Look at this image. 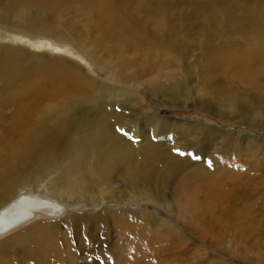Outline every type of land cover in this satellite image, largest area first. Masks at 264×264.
<instances>
[{
    "label": "bare ground",
    "instance_id": "obj_1",
    "mask_svg": "<svg viewBox=\"0 0 264 264\" xmlns=\"http://www.w3.org/2000/svg\"><path fill=\"white\" fill-rule=\"evenodd\" d=\"M89 1L95 2L96 8L100 6L98 13L104 21L100 24L117 26L122 40H130L136 49L144 48L159 62L181 68L191 50L198 49V40L184 35L201 10L197 4L191 5L192 11L187 14L173 0H155V9L150 13L159 15L157 22L160 27L157 32L145 35L136 27L137 18L130 12L126 2ZM28 3L44 10L51 6L58 8L53 0H0V25H10L24 34L23 29L32 18L27 10ZM249 5L260 6L258 2L250 3L248 0H213L208 3V8L225 10L226 15L225 21L219 24L217 17L210 18L211 31L205 39V45L212 44L216 38L234 44L238 40L244 42L252 34L258 35L250 28L244 29L245 23L252 18L250 14L254 13L248 11ZM37 20L42 24H38L32 33L39 40L50 43L49 39H56L64 42V45L50 43L51 50L74 53L66 46V41L73 40V37L68 36L69 31L65 27H49L44 20L36 17L33 22ZM157 33L163 36L159 38ZM10 40L24 43L36 51H41L43 47L40 42L31 43L14 33L0 35L1 43ZM259 42L264 51V36L260 37ZM76 49L81 55L87 53L80 45ZM255 62L260 63L248 67L243 74L254 87L253 91L258 94L259 100L229 99L221 100L223 105L220 109L217 104L209 106L219 117L221 108H225L248 122L250 128L260 130L263 124L261 120L264 121V91L255 84L259 83L261 77L264 80V57L260 55ZM35 66H38L37 73L45 79L36 77L37 83L22 96V100L15 106L17 113H12L14 125L10 129L5 114L10 100L7 102L0 99V234H3L0 239L29 221L37 211H48L56 215V211L61 209L58 202L64 199L71 204L64 201L70 211L63 221L78 222L80 230L83 226L89 227L86 232L91 238L99 233L97 226L94 229L85 218L71 213V209L117 206L114 207L118 209L114 210L115 220L118 218L116 216L128 218L124 214L135 215V209L142 205H151L169 214L174 209V202L166 193L167 186L180 179V184L189 189L187 202L192 212L197 213L202 233L210 232L211 229L221 232L228 227L239 230L237 237L241 235L242 241H254L260 245L262 241L264 243V202H261L264 201V186L251 183L261 173L250 170V175L237 168L223 167L225 152L216 153L215 148L211 149V141L219 138L213 129L204 125L199 128V124L187 127L158 117L151 110V105L143 103L138 96L136 91L141 85L136 81L135 85L126 88L123 82L107 73L109 84L105 86L86 81L82 76L75 77L85 82L83 86L70 82L67 87L57 86L55 71L48 73L47 66L40 65L39 61L19 49L0 46L2 88H17L20 81L27 80ZM171 80L176 81L174 77ZM72 90H75L77 97L67 101L74 103L62 109L57 126H49L43 117V98L67 99ZM151 91L161 94L165 100L161 99L160 102L175 104L173 101L178 99L177 95H170V90L161 85H152ZM91 97L93 100L89 99ZM80 106H83L81 112L78 111ZM185 129L188 130L184 132ZM186 136L191 137L182 139ZM27 137L33 141L28 142ZM176 149L184 155L178 154ZM209 153L214 155H207ZM209 170L213 172L208 173ZM56 180L62 182L57 185ZM41 183L46 184L41 186L42 191L57 203L30 195L41 192L37 190ZM116 183H123L127 191L123 190L122 194ZM257 192L259 197L255 198ZM142 216H147V219L156 218V215L146 213ZM120 220L116 221L121 230H134V226H123L126 219ZM142 231L137 234V240L129 241L125 247L129 253L124 250L120 252V256L127 261L120 260L124 263L118 264H183L180 249L183 245L179 247L181 241L176 233L166 229L165 234L170 236V244H167L159 236H149ZM50 232L47 236L50 245L42 252L35 251L33 259L28 263L18 259H2L0 264H78L77 261L67 260V253L56 246V234ZM214 236L217 235L214 234L210 242L202 237L204 244L216 247L218 241ZM123 240H127V237L124 236ZM6 248V242H0L1 257L8 256ZM171 252L177 254L171 255ZM160 255L165 258L161 259ZM92 264L96 263L92 261Z\"/></svg>",
    "mask_w": 264,
    "mask_h": 264
},
{
    "label": "rangeland",
    "instance_id": "obj_2",
    "mask_svg": "<svg viewBox=\"0 0 264 264\" xmlns=\"http://www.w3.org/2000/svg\"><path fill=\"white\" fill-rule=\"evenodd\" d=\"M248 1L250 3L258 2L260 6H248V11L254 13L250 14L252 18L248 23H245L244 29L250 28L258 35L252 34L244 42L235 39L239 42L234 44L227 43L225 39L216 38L212 44L205 45V39L211 31L210 18L215 16L218 18L217 24L223 23L226 11L208 8L207 4L213 0H173V3L180 5L187 14L190 10L192 11L191 5L197 4L201 8L195 21L189 26V30L184 33L185 36L194 38L195 41L198 40V49L191 50L181 68L159 62L150 52H145L144 48L136 49L130 40H122L117 26L100 24V22H104L98 13L100 6L96 8L97 4L88 2V0H53L58 8L51 6L48 9L45 7V10L28 3L27 10L32 18L24 27V34L17 32L10 25H0V35L14 33L31 43L40 42V45H43L41 51H36L24 43L13 40L6 43L0 42V46L5 45L11 49H19L25 55L39 61L40 65L47 66L48 73L55 71L58 77L57 86H66L68 82L83 86L85 82L78 81L75 76H82L86 81L105 86L109 84L107 73L123 82L126 88L135 85L136 81L141 85L140 89L136 91L138 96L142 98L143 103L151 105V110L155 111L154 113L158 117H163L168 122H179L187 127L197 124H199V128L202 125L210 127L219 137L217 140L211 141L213 145L211 149L215 148L216 153L225 152L226 155L223 158L225 160L223 167L237 168L242 170V173L250 175V170H258L261 174L256 177L252 175L254 182L251 183L264 186V121L260 119L263 123L262 130H257L253 127L250 128L248 122L240 116L228 112L225 108H221L219 117L209 106V104L212 106L217 104L216 106L220 109L223 105L221 100L229 99L259 100L258 94L253 91L254 87L246 81L243 72L248 67L260 63H253L260 55L264 57L263 48L259 46L261 44L259 39L264 36V0ZM121 2H126L130 12L137 18L136 27L142 30L145 35L157 32L160 27L157 22L159 15L150 13L155 9V0H122ZM35 17L44 20V23L49 27H65L69 31L68 36L73 37V40L66 41V46L74 53L51 50L50 43L64 45V42L56 39H49L50 43L46 42L47 40H39L32 32L42 22L39 20L33 22ZM157 36L161 38L163 34L157 33ZM77 45L86 50V55L77 52ZM37 70L38 66L31 69L27 80L18 83L19 86L15 88L17 91L13 88L0 86V99L7 102L10 100L5 109L9 120L8 129L12 124L14 125L13 118L17 113L15 106L22 100V96L30 91L28 89L37 83L36 77L40 80L45 79L37 73ZM172 77L176 81H172ZM259 83L255 86L264 91L263 77L260 78ZM154 84L170 90V95H177L178 99L173 101L175 104L160 102L161 99H165L161 94L151 91ZM76 97L75 90H72L67 99L43 98L44 102L42 100L41 107L44 111L45 122L49 126H57L60 122L62 109L74 103L67 100ZM89 99L93 100V97ZM82 110L83 106H80L78 111ZM92 119H97V117H92ZM190 137L186 136L182 139L187 140ZM208 137L210 138V136ZM26 140L33 141L30 137H27ZM210 172L213 170H209L208 173ZM61 182L62 180H56L55 184L59 185ZM122 182L124 181L122 180ZM116 184L119 185L118 190L122 194H124L123 190L127 191L123 183ZM44 185L46 184L38 185L37 190H40V193L35 192L30 195L57 203L54 198L42 191L41 186ZM167 187L166 193L174 202V209L171 213H164L151 205H142L135 209L137 210L135 215L124 214L128 218H123L121 215L116 216L118 221L119 218L122 219L120 221L126 219L123 226H134V230L131 231L119 228L118 221L114 216L116 214L114 210H118L114 207L117 206L104 209L90 208V210L88 208L71 209V213L85 218L94 229L97 226L99 233L93 238L86 232L89 227L84 228L82 225L80 230L78 222L63 221L65 215L70 211L64 201L67 203L69 201L65 199L59 201L61 209L56 211V215H52L48 211H37L29 221L0 239V242H6L8 248H6L8 256L1 257L2 255H0V261L2 259H18L23 263H28L33 259L35 251L42 252L50 245L47 236L50 235V231H54L57 236L56 243H58L56 246L67 253V260L77 261L78 264H86L85 262L92 264V261L96 264L124 263L127 259L121 257L120 252L128 251L125 247L129 241L137 240L136 236L141 233V230L148 233L149 236H159L161 240L163 239L162 241L170 244L168 241L170 236L165 232L166 229H171L181 241L179 247L182 245L185 247L180 248L181 254H183V264H264L263 241L261 245L254 241H242L240 240L241 235L237 237L239 230L227 229L228 227H225V230L222 229L221 232L211 229L210 232L202 233L203 229L199 230L197 213L192 212L187 202L189 189L180 184V179L170 183ZM258 197L259 192L255 195V198ZM145 213L156 215V218L147 219V216H142ZM55 224H57L56 227H54ZM214 234L217 235L214 236L218 241L217 246L205 245L202 237L209 239L208 242H210V238ZM2 235L0 234V237ZM124 236L127 237V240H123ZM20 241L21 243H19ZM174 254L177 253L171 252V255ZM160 257L161 259L165 258L161 255Z\"/></svg>",
    "mask_w": 264,
    "mask_h": 264
},
{
    "label": "snow or ice",
    "instance_id": "obj_3",
    "mask_svg": "<svg viewBox=\"0 0 264 264\" xmlns=\"http://www.w3.org/2000/svg\"><path fill=\"white\" fill-rule=\"evenodd\" d=\"M125 135H127V133H125ZM176 151H177L178 154H180V155H184V153H183V152H180L179 149H176ZM193 158H199V157H195V156H194Z\"/></svg>",
    "mask_w": 264,
    "mask_h": 264
}]
</instances>
